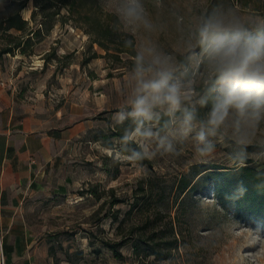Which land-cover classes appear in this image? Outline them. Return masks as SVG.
<instances>
[{
  "label": "rangeland",
  "instance_id": "rangeland-1",
  "mask_svg": "<svg viewBox=\"0 0 264 264\" xmlns=\"http://www.w3.org/2000/svg\"><path fill=\"white\" fill-rule=\"evenodd\" d=\"M43 1L50 10L57 6L55 0ZM97 2L93 11L98 16L111 14L112 0ZM165 3L200 10L223 3L264 13V0ZM4 5L0 0V8ZM34 7L29 0L23 16L30 18ZM62 14L64 22L59 20ZM68 14L67 6L62 5L53 16V27L33 38L32 54L16 51L0 57V87L31 104L44 120L42 128L59 130L49 161L23 207L24 230L29 241L33 240L30 250H36L37 257L10 260L3 231L0 264H264V219L239 216L219 203L212 186L204 187L202 181L200 191L177 188L181 174L198 162L190 148L179 156L157 157L150 165L114 159L111 148L117 138L111 118L123 104L121 86L131 55H105V49L92 42L77 10ZM37 18L36 24L41 13ZM47 54L51 57L45 61ZM225 151L219 148L206 164L228 165ZM146 182L152 190L141 188ZM115 197L124 200L111 203ZM136 198L139 202L133 206ZM148 215L153 221L147 226ZM172 228L178 239L162 259L154 253L145 255V249L136 253L130 242L121 247L122 255H116L103 242L143 233L147 242L164 246Z\"/></svg>",
  "mask_w": 264,
  "mask_h": 264
},
{
  "label": "clouds",
  "instance_id": "clouds-1",
  "mask_svg": "<svg viewBox=\"0 0 264 264\" xmlns=\"http://www.w3.org/2000/svg\"><path fill=\"white\" fill-rule=\"evenodd\" d=\"M110 7V27L132 53L111 118L122 133L114 159L140 166L190 148L206 163L224 148L230 167L264 164V13L165 0Z\"/></svg>",
  "mask_w": 264,
  "mask_h": 264
},
{
  "label": "trees",
  "instance_id": "trees-1",
  "mask_svg": "<svg viewBox=\"0 0 264 264\" xmlns=\"http://www.w3.org/2000/svg\"><path fill=\"white\" fill-rule=\"evenodd\" d=\"M5 5L0 8V57L7 53L19 51L23 54H32L33 38L43 29H51L54 25L53 16L60 12L61 6H67L68 16L77 10L80 17L83 18L86 31L90 34L91 40L105 49V55L119 56L122 52L132 55L131 51L124 47L123 37L114 33L110 27L112 15L98 16L94 10V4L97 0H55L56 8L50 10L48 3L43 0H33L35 7L32 9L30 18L22 14V9L27 5L29 0H3ZM41 13L39 23L36 24L37 14ZM64 22L65 16L59 18ZM32 21H34L32 23ZM10 29L19 31L18 33L10 32ZM10 35L8 40H1V37ZM51 56H44L45 61ZM121 129L115 127L113 135L118 138L121 135ZM111 145V144H110ZM142 164H151V161H143ZM204 182V187L212 186L216 193L219 203L229 207L239 216L246 215L251 219H264V166L258 167L247 161V166L236 169L228 165L216 164L207 165L206 163H193L189 172H184L178 178L177 188L181 192L192 190L200 191V182ZM144 190H152L149 182L141 184ZM122 197H115L111 203L123 201ZM136 198L133 206L138 204ZM142 205V203H141ZM139 205L138 208H142ZM137 208V209H138ZM115 219L118 218L116 214ZM153 216H146L147 226L151 225ZM172 236L164 240L165 245L161 243L147 242L142 238L143 233L133 237H123L117 241L103 240V242L112 249L116 255H122L121 247L131 243L136 253L141 254L145 249V255L154 253L158 258H165L168 251L174 247L177 241L176 231L172 228ZM163 243V244H164ZM144 247V248H142ZM165 249V250H164Z\"/></svg>",
  "mask_w": 264,
  "mask_h": 264
},
{
  "label": "crops",
  "instance_id": "crops-1",
  "mask_svg": "<svg viewBox=\"0 0 264 264\" xmlns=\"http://www.w3.org/2000/svg\"><path fill=\"white\" fill-rule=\"evenodd\" d=\"M35 111L0 87V227L10 260L37 257L24 230L23 207L59 134L57 128H42L44 120Z\"/></svg>",
  "mask_w": 264,
  "mask_h": 264
},
{
  "label": "built area",
  "instance_id": "built-area-1",
  "mask_svg": "<svg viewBox=\"0 0 264 264\" xmlns=\"http://www.w3.org/2000/svg\"><path fill=\"white\" fill-rule=\"evenodd\" d=\"M3 239H4V232L0 227V250L3 252Z\"/></svg>",
  "mask_w": 264,
  "mask_h": 264
}]
</instances>
